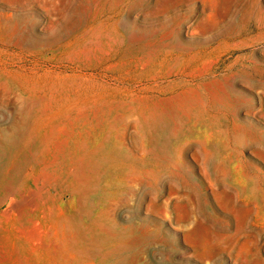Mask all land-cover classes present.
Wrapping results in <instances>:
<instances>
[{
  "label": "rangeland",
  "instance_id": "1",
  "mask_svg": "<svg viewBox=\"0 0 264 264\" xmlns=\"http://www.w3.org/2000/svg\"><path fill=\"white\" fill-rule=\"evenodd\" d=\"M262 201L264 0H0V264H264Z\"/></svg>",
  "mask_w": 264,
  "mask_h": 264
},
{
  "label": "bare ground",
  "instance_id": "2",
  "mask_svg": "<svg viewBox=\"0 0 264 264\" xmlns=\"http://www.w3.org/2000/svg\"><path fill=\"white\" fill-rule=\"evenodd\" d=\"M93 46H94V45H93ZM207 85H208V84H207ZM222 89H223V88H222ZM205 91H206V90H205ZM143 92H144V91H143ZM196 94H197V93H196ZM212 95H214V94H212ZM218 97H219V96H218ZM184 100H185V99H184ZM162 101H163V99H162ZM164 101H165V100H164ZM166 101H167V100H166ZM179 101H180V99H179ZM182 101H183V100H182ZM140 102H141V101H140ZM169 102H170V100H169ZM156 103H157V102H156ZM161 103H162V102H161ZM161 103H160V104H161ZM164 103H165V102H164ZM179 104H180V103H179ZM183 104H185V103H183ZM153 105H154V104H153ZM165 105H166V104H165ZM174 105H176V104H174ZM180 105H181V104H180ZM167 106H168V105H167ZM176 106H177V105H176ZM161 107H163V106H161ZM154 108H155V107H154ZM167 108H168V107H167ZM170 108H171V107H170ZM172 108H173V107H172ZM174 108H175V107H174ZM141 110L143 111V109H141ZM152 111H153V110H152ZM161 111H162V110H161ZM167 112H168V111H167ZM144 113H145V111H144ZM153 113H154V111H153ZM151 114H152V113H151ZM206 115H207V114H206ZM161 116H162V114H161ZM144 117H145V116H144ZM152 117H153V116H152ZM156 117H157V116H156ZM165 117H166V116H165ZM150 118H151V117H150ZM153 119H154V118H153ZM140 120H141V119H140ZM158 120H159V119H158ZM138 122H139V121H138ZM140 122H141V121H140ZM195 122H196V121H195ZM197 122H198V121H197ZM200 122H201V121H200ZM190 124H191V123H190ZM197 124H198V123H197ZM140 125H141V124H140ZM195 125H196V124H195ZM136 126H138V125H136ZM140 127H141V126H140ZM173 127H174V126H173ZM195 127H196V126H195ZM200 127H201V126H200ZM138 128H139V127H138ZM183 128H184V127H183ZM188 129H189V128H188ZM197 129H198V127H197ZM139 130H140V129H139ZM188 131H189V130H188ZM192 131H193V130H192ZM199 132H200V131H199ZM204 132H205V131H204ZM204 132H203V133H204ZM209 132H211V131H209ZM144 133H145V132H144ZM147 135H148V134H147ZM189 135H190V134H189ZM69 136H70V134H69ZM191 136H193V135H191ZM138 137H139V136H138ZM138 137H137V138H138ZM150 137H151V136H150ZM157 137H160V136H157ZM163 137H164V136H163ZM211 137H212V136H211ZM70 138H71V137H70ZM169 138H170V137H169ZM233 138H234V137H233ZM148 139H149V138H148ZM175 139H176V138H175ZM192 139H193V138H192ZM194 139H195V137H194ZM197 139H198V137H197ZM138 140H139V139H138ZM160 140H161V139H160ZM177 140H179V139H177ZM215 140H216V139H215ZM245 140H246V139H245ZM146 141H147V140H146ZM153 141H154V140H153ZM208 141H209V140H208ZM136 143H138V142H136ZM139 143H140V142H139ZM254 143H255V141H254ZM195 144H196V143H195ZM186 145H188V144H186ZM198 145H199V144H198ZM253 145H254V144H253ZM148 146H149V145H148ZM226 146H228V145H226ZM250 146H251V145H250ZM138 147H139V146H138ZM149 147H150V146H149ZM158 147H159V146H158ZM184 148H185V147H184ZM101 149H102V148H101ZM150 149H151V148H150ZM188 149H189V148H188ZM183 150H184V149H183ZM215 150H216V149H215ZM146 151H147V150H146ZM107 152H109V151H107ZM151 152H153V150H152ZM178 152H179V151H178ZM147 153H148V152H147ZM236 153H237V152H236ZM236 153H235V155H237ZM159 154H160V152H159ZM195 154H196V153H195ZM147 155H148V154H147ZM189 155H190V153H189ZM196 155H197V154H196ZM203 155H204V154H203ZM66 156H67V155H66ZM156 156H157V155H156ZM182 156H183V155H182ZM192 156H195V155H192ZM192 156H191V157H192ZM228 156H229V155H228ZM240 156H241V155H240ZM82 157H83V156H82ZM82 157H81V158H82ZM196 157H197V156H196ZM204 157H205V156H204ZM207 157H208V155H207ZM212 157H213V156H212ZM215 157H216V156H215ZM75 158H76V157H75ZM192 158H193V157H192ZM230 158H231V157H230ZM237 158H239V157H237ZM71 159H72V158H71ZM163 159H164V156H163ZM183 159H184V158H183ZM80 160H82V159H80ZM258 160H259V159H258ZM72 161H73V160H72ZM82 161H83V160H82ZM208 161H209V160H208ZM230 161H231V160H230ZM73 162H74V161H73ZM95 162H96V161H95ZM170 162H171V161H170ZM195 162H196V161H195ZM64 163H65V162H64ZM75 163H76V162H75ZM197 163H198V162H197ZM207 163H208V162H207ZM229 163H230V162H229ZM243 163H244V160H243ZM186 164H187V163H186ZM220 164H221V163H220ZM249 164H250V163H249ZM251 164H252V163H251ZM64 165H65V164H64ZM93 165H94V164H93ZM182 165H183V164H182ZM184 165H185V164H184ZM176 166H177V165H176ZM72 167H73V166H72ZM173 167H174V166H173ZM173 167H172V168H173ZM183 167H184V166H183ZM186 167H187V166H186ZM219 167H221V165H220ZM256 167H257V166H256ZM77 168H78V167H77ZM90 168H91V167H90ZM92 168H93V167H92ZM92 168H91V169H92ZM208 168H209V167H208ZM245 168H246V167H245ZM63 169H64V168H63ZM70 169H71V168H70ZM72 169H73V168H72ZM95 169H97V168H95ZM98 169H99V168H98ZM185 169H186V168H185ZM196 169H198V168H196ZM199 169H200V168H199ZM199 169H198V170H199ZM235 169H236V168H235ZM93 170H94V169H93ZM173 170H175V169L173 168ZM191 170H192V169H191ZM209 170H210V169H209ZM230 170H231V169H230ZM255 170H256V169H255ZM68 171H69V170H68ZM175 171H176V170H175ZM180 172H181V171H180ZM230 172H232V171H230ZM238 172H239V171H238ZM244 172H245V171H244ZM246 172H247V171H246ZM248 172H249V171H248ZM256 172H258V171H256ZM200 173H201V171H200ZM234 173H235V172H234ZM51 174H52V173H51ZM59 174H60V173H59ZM94 174H95V173H94ZM94 174H93V175H94ZM99 174H100V173H99ZM176 174H177V173H176ZM182 174H183V173H182ZM192 174H193V173H192ZM198 175H199V174H198ZM206 175H207V174H206ZM91 176H92V175H91ZM143 176H144V175H143ZM188 176H189V175H188ZM232 176H233V175H232ZM80 177H81V176H80ZM194 177H195V176H194ZM218 177H219V176H218ZM235 177H236V176H235ZM248 177H249V176H248ZM251 177H252V176H251ZM139 178H140V177H139ZM201 178H203V177H201ZM237 178H238V177H237ZM51 179H52V178H51ZM82 179H83V178H82ZM82 179H81V180H82ZM141 179H142V178H141ZM213 179H214V178H213ZM52 180H53V179H52ZM57 180H58V179H57ZM79 180H80V179H79ZM82 181H83V180H82ZM82 181H81V182H82ZM214 181H215V180H214ZM81 182H80V183H81ZM193 182H195V181H193ZM259 182H260V181H258V183H259ZM200 183H201V182H200ZM217 183H218V182H217ZM239 183H240V182H239ZM241 183H242V182H241ZM261 184H262V183H261ZM207 185H208V184H207ZM220 185H221V184H220ZM220 185H219V186H220ZM235 185H236V184H235ZM237 185H238V184H237ZM257 186H258V185H257ZM208 187H209V186H208ZM222 187H224V186H222ZM249 187H250V186H249ZM239 188H240V187H239ZM197 189H198V188H197ZM208 189H210V188H208ZM224 189H225V188H224ZM229 190H230V189H229ZM246 190H247V189H246ZM256 190L258 191V189H256ZM257 191H256V192H257ZM198 192H199V191H198ZM200 192H201V190H200ZM209 192H210V191H209ZM230 192H231V191H230ZM233 192H235V191H233ZM248 192H250V191H248ZM206 193H207V192H206ZM223 194H225V193H223ZM254 194H255V193H254ZM256 194H257V193H256ZM206 195H207V194H206ZM209 195H210V194H209ZM230 195H231V193H230ZM209 197H210V196H209ZM220 197H222V196L220 195ZM223 197H224V196H223ZM218 198H219V195H218ZM247 198H248V196L246 197V199H247ZM209 199H210V198H209ZM209 199H208V200H209ZM246 199H245V200H246ZM208 200H207V201H208ZM215 200H216V199H215ZM251 200H252V199H251ZM251 200H250V201H251ZM212 201H213V200H212ZM232 201H233V200H232ZM213 202H214V201H213ZM226 202H228V201H226ZM241 202H242V201H241ZM262 202H264V201H262ZM209 203H210V202H209ZM258 203H260V202H258ZM238 204H239V203L237 202V205H238ZM210 205H211V204H210ZM249 205H250V204H249ZM207 206H208V205H207ZM226 206H228V205H226ZM260 206H261V205H260ZM211 207H212V206H211ZM217 207H218V206H217ZM234 207H235V205H234ZM236 208H239V207H236ZM219 209H220V208H219ZM220 210H221V209H220ZM214 211H215V210H214ZM214 211H213V213H214ZM221 211H222V210H221ZM226 211H228V210H226ZM246 211H247V210H246ZM246 211H245V212H246ZM251 211H252V210H251ZM255 211H256V209H255ZM159 212H160V211H159ZM246 214H247V213H245V215H246ZM259 214H260V213H259ZM247 215H248V214H247ZM241 216H242V215H241ZM253 218H254V217H253ZM257 218H258V217H257ZM260 218H261V217H260ZM244 219H245V218H244ZM261 219H262V218H261ZM216 220H217V219H216ZM229 220H230V219H228V221H229ZM255 220H256V219H255ZM257 220H258V219H257ZM222 223H223V222H222ZM224 223H225V222H224ZM224 223H223V224H224ZM240 223H241V222H240ZM226 224H228V223H226ZM226 224H225V225H226ZM234 224H235V223H234ZM241 224H242V223H241ZM228 225H229V224H228ZM228 225H226V226H228ZM259 225H261V224H259ZM247 226H248V224H247ZM242 227H243V225H242ZM242 227H241V228H242ZM237 228H238V227H237ZM262 228H263V227H262ZM234 229H235V228H234ZM230 230H231V229H230ZM244 230H245V229H244ZM239 231H240V230H239ZM248 231H249V229H248ZM263 231H264V230H263ZM224 232H225V231H224ZM237 232H238V231H237ZM243 232H244V231H243ZM256 232H258V231H256ZM246 233H247V232H246ZM237 234H238V233H237ZM244 235H245V234H244ZM247 235H248V234H247ZM261 237H262V236H261ZM225 238H226V237H225ZM236 240H237V239H236ZM257 242H258V241H257ZM230 250H231V248H230Z\"/></svg>",
  "mask_w": 264,
  "mask_h": 264
}]
</instances>
